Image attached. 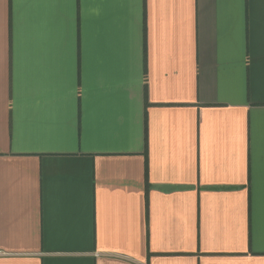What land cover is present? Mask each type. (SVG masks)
I'll list each match as a JSON object with an SVG mask.
<instances>
[{
    "label": "crops",
    "instance_id": "crops-1",
    "mask_svg": "<svg viewBox=\"0 0 264 264\" xmlns=\"http://www.w3.org/2000/svg\"><path fill=\"white\" fill-rule=\"evenodd\" d=\"M0 264H264V0H0Z\"/></svg>",
    "mask_w": 264,
    "mask_h": 264
}]
</instances>
